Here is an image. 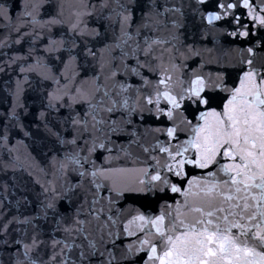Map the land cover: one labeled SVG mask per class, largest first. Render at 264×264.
<instances>
[{
    "label": "snow or ice",
    "instance_id": "snow-or-ice-1",
    "mask_svg": "<svg viewBox=\"0 0 264 264\" xmlns=\"http://www.w3.org/2000/svg\"><path fill=\"white\" fill-rule=\"evenodd\" d=\"M14 6L0 3L5 28L14 19L61 23L52 0L47 22L37 20L43 3L27 4L23 18ZM101 9L79 34L92 40L85 58L104 45L112 83L94 77L74 95L48 94L47 109H68L64 132L49 129L65 179L43 198L22 176L3 185L0 264H264V0H116ZM208 35L239 56L206 71L199 45ZM158 50L171 61L162 72ZM121 154L133 168L112 166Z\"/></svg>",
    "mask_w": 264,
    "mask_h": 264
},
{
    "label": "water",
    "instance_id": "water-1",
    "mask_svg": "<svg viewBox=\"0 0 264 264\" xmlns=\"http://www.w3.org/2000/svg\"><path fill=\"white\" fill-rule=\"evenodd\" d=\"M4 2L5 0H0V3ZM7 2L9 5H15L12 7L14 18L16 16L23 18L24 13L31 10L25 6L33 2L45 5L39 10L37 20L47 22L52 18L46 14V11H49L47 9L49 0ZM105 2L109 8L116 6V0H52V3L57 5L54 12L60 13L61 23L45 24L43 27L40 23H23L22 20L14 19L12 26L5 28L6 21L0 20V190L3 185H11L22 176L30 182L34 195L43 198L44 188L59 189L63 184L65 177L58 171L57 149L60 146L56 143L55 136L49 133V129L53 132L57 130L64 132L63 118L68 115V109L61 108L59 113L47 109L48 94L68 92L69 95H74L75 88L93 87L94 77H99L101 83H112L107 79L113 70L109 65L110 58L100 51L104 45L96 44V58L91 56L85 58L83 45L87 42L91 47L92 40L87 35L79 34L87 33L95 27L93 23L95 14L101 11L107 13L108 9H101ZM78 19L82 22L79 29L74 32L72 25ZM17 26L22 27L20 33L16 32ZM115 35H120L118 25ZM159 35L164 33L161 32ZM73 39L76 40L75 45ZM61 40L65 41L63 47L59 46ZM51 41H56V45L51 44ZM107 43H114L111 34ZM199 47L202 48L201 57L206 65V71L214 67L217 60L226 61L239 56V52L235 50L236 45L229 44L223 37L214 39L212 35H208L207 40ZM53 48L58 50L53 51ZM113 52L119 56L118 49L113 48ZM156 56L158 72L170 68L171 61L167 52L160 58L158 50ZM21 57L23 59H20ZM201 57H194L185 62L187 64H193V60L200 62ZM182 60L181 57L176 62L180 63ZM115 63L119 66L118 59ZM21 68L24 69L23 72ZM42 111L45 112L46 118L40 117ZM13 112L19 116V121L12 118ZM25 132L29 135H25ZM4 134L8 137L7 141L3 139ZM113 155L115 156V153ZM112 166L129 169L134 167L131 163L125 162L122 154L119 159L112 161Z\"/></svg>",
    "mask_w": 264,
    "mask_h": 264
}]
</instances>
